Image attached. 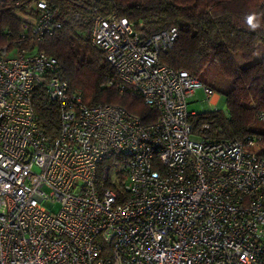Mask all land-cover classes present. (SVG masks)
<instances>
[{"label":"built area","instance_id":"2783aa9c","mask_svg":"<svg viewBox=\"0 0 264 264\" xmlns=\"http://www.w3.org/2000/svg\"><path fill=\"white\" fill-rule=\"evenodd\" d=\"M35 5L27 34L0 47V264H264V155L255 140L192 138L188 98L214 91L159 61L176 27L145 36L125 17L92 20L109 84L156 107L144 123L118 104L86 105L56 58L21 45L60 27ZM37 85L58 104L53 137L37 123ZM114 154L124 171L105 163Z\"/></svg>","mask_w":264,"mask_h":264},{"label":"trees","instance_id":"16d2710c","mask_svg":"<svg viewBox=\"0 0 264 264\" xmlns=\"http://www.w3.org/2000/svg\"><path fill=\"white\" fill-rule=\"evenodd\" d=\"M37 0H0V47L11 46L26 35L37 17ZM60 27L39 41L24 40L34 50L56 58L70 89L78 91L86 105L114 103L137 114L144 123L158 117L156 107L145 104L129 90L119 91L109 80H116L104 53L90 44L94 16L115 14L131 21L143 35L176 27L172 47L162 52L159 61L184 69L223 95L225 111L209 109L190 118L192 138L204 134L211 141L255 140L264 155V0H45ZM255 15L258 27L252 29L246 18ZM139 24L141 27H139ZM209 63L230 81L216 87L202 75ZM222 81V80H221ZM245 92L253 119L245 122L232 103L237 93ZM37 123L53 137L59 129L58 104L47 98L37 85L32 93ZM207 124V128H202ZM116 171H124L126 159L114 154L105 161Z\"/></svg>","mask_w":264,"mask_h":264},{"label":"rangeland","instance_id":"374dc122","mask_svg":"<svg viewBox=\"0 0 264 264\" xmlns=\"http://www.w3.org/2000/svg\"><path fill=\"white\" fill-rule=\"evenodd\" d=\"M130 1L132 2V0ZM205 74H207V79L209 82H211L216 87H228V84H230V81L227 78H224L220 73L217 72L216 66H214L213 63H209L203 70L202 75L205 76ZM211 96L206 97L201 87L196 88L194 93L188 98V110L195 113L214 108L225 111L227 104L224 96L219 94L220 99L216 104H212ZM232 103H234L237 110L241 111L245 122H250L253 119L251 104L248 102V96L245 92L242 91L240 94L237 93V96L233 98ZM33 170H36V168L34 167ZM41 205L53 212L57 211L59 208L58 202H51L49 200L42 201Z\"/></svg>","mask_w":264,"mask_h":264},{"label":"clouds","instance_id":"9594fccd","mask_svg":"<svg viewBox=\"0 0 264 264\" xmlns=\"http://www.w3.org/2000/svg\"><path fill=\"white\" fill-rule=\"evenodd\" d=\"M256 17L255 15H251L249 17L246 18V22L249 25L250 28L255 29L258 27V24L255 22Z\"/></svg>","mask_w":264,"mask_h":264},{"label":"crops","instance_id":"0c3cea01","mask_svg":"<svg viewBox=\"0 0 264 264\" xmlns=\"http://www.w3.org/2000/svg\"><path fill=\"white\" fill-rule=\"evenodd\" d=\"M211 97H212L211 98L212 104H216L219 101V99H220V97H219V95L217 93H214Z\"/></svg>","mask_w":264,"mask_h":264}]
</instances>
